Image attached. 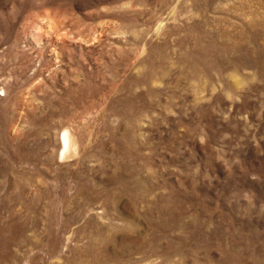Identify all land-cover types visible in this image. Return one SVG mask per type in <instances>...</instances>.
<instances>
[{
    "label": "rangeland",
    "instance_id": "obj_1",
    "mask_svg": "<svg viewBox=\"0 0 264 264\" xmlns=\"http://www.w3.org/2000/svg\"><path fill=\"white\" fill-rule=\"evenodd\" d=\"M0 264H264V0H0Z\"/></svg>",
    "mask_w": 264,
    "mask_h": 264
},
{
    "label": "bare ground",
    "instance_id": "obj_2",
    "mask_svg": "<svg viewBox=\"0 0 264 264\" xmlns=\"http://www.w3.org/2000/svg\"><path fill=\"white\" fill-rule=\"evenodd\" d=\"M62 144H63V152L62 154L65 155L69 150H71V138L67 132L62 136ZM71 148V149H70Z\"/></svg>",
    "mask_w": 264,
    "mask_h": 264
}]
</instances>
